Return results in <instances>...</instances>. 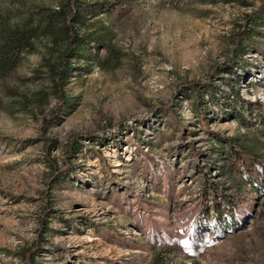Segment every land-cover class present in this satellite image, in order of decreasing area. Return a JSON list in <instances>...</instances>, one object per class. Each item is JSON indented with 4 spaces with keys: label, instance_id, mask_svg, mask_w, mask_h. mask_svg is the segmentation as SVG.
I'll return each instance as SVG.
<instances>
[{
    "label": "rangeland",
    "instance_id": "1",
    "mask_svg": "<svg viewBox=\"0 0 264 264\" xmlns=\"http://www.w3.org/2000/svg\"><path fill=\"white\" fill-rule=\"evenodd\" d=\"M59 2L0 0V19ZM262 2L124 0L100 12L113 61L92 40L100 58L81 56L60 110L43 42L25 51L0 81V264H28L31 249L36 264H150L159 248L172 264H264V178L248 182L250 155L264 157V23L247 14ZM212 131L243 150L231 173L210 157ZM67 159L75 170L52 181ZM211 182L231 193L237 225L218 226L215 200L204 212Z\"/></svg>",
    "mask_w": 264,
    "mask_h": 264
},
{
    "label": "trees",
    "instance_id": "2",
    "mask_svg": "<svg viewBox=\"0 0 264 264\" xmlns=\"http://www.w3.org/2000/svg\"><path fill=\"white\" fill-rule=\"evenodd\" d=\"M123 1L124 0H60L59 4L54 6L40 5L29 9L25 16L14 22L1 18L0 81L15 69L25 51L34 49L37 42L41 41L45 49L42 56V66L46 69V73L51 81L52 91L58 98L59 102L57 107H59V110L64 106L66 107L69 102L65 87L78 68V62L81 56L90 55L93 56L94 59L97 58V60L100 58V50L94 52L91 49L90 44L92 40H96L99 45L101 44L108 49V55L102 63L113 61L114 45L109 35L111 29L102 21V17H100L99 14L100 12L110 11L116 6H121ZM197 1L216 2L219 0ZM254 13L256 15L247 14L249 17L248 21L251 20V23L255 25H261V22L264 23V0L259 10ZM254 15L255 17H252ZM243 38L244 34L241 36V39ZM115 57L117 60L119 59L118 55H115ZM209 92L212 98H215V101L219 103L220 97L211 89H209ZM201 98H204V95H201ZM59 110H56L53 115L59 116ZM202 110H204L202 113L206 118L209 112L208 108L203 107ZM213 133V140L216 145L212 146L210 157L214 161L220 158L223 159L224 161L221 163V166L227 165L224 172L231 173V169H233V160L243 158V150L239 148V145H236L234 137L226 136L218 132ZM244 147L247 148V144L244 143ZM71 148L73 152H76L77 148H80V144L73 140ZM72 154L74 153L69 154V156H72ZM250 156L255 158L257 162L255 163V168L252 169L253 171L255 170L256 173L254 175L250 174L248 182L258 187L259 183H261V180L264 178V157H261L257 153H253ZM74 170V163H72L70 159H67L64 165L60 167L55 165L51 180H62L70 176ZM210 184L211 185H208L210 188L209 192H211L214 197L213 199L208 198L205 191L203 194L204 197L202 198V200H204L203 202L206 204L204 205L206 206V211L204 210V212L207 213L210 211V205L207 203V200L209 199V202L215 200L214 217L216 218L215 221L218 226L222 224L224 228H227L231 225H237L240 219H238L237 215L235 217V214H233L231 210L237 204L236 202H230L231 198L228 196L231 193H223L214 182ZM216 192H218V194L221 192V195L224 196V203L217 201ZM44 222L46 223V221ZM45 227L47 228L48 225ZM41 238L45 239V237ZM167 241L172 242L171 239ZM155 242H157V240H155ZM171 244H175L180 250L187 249L186 246L178 245L177 242H172ZM30 253L25 255L27 262H29L28 264H36V257L33 255L35 250L31 249ZM150 264L172 263L166 259V249L159 248L154 251Z\"/></svg>",
    "mask_w": 264,
    "mask_h": 264
}]
</instances>
